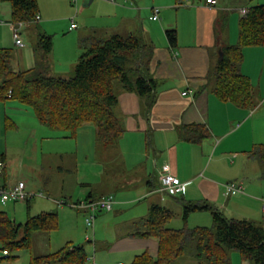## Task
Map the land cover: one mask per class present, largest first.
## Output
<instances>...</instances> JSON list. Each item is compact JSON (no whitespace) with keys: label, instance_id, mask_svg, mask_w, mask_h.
Instances as JSON below:
<instances>
[{"label":"crops","instance_id":"1","mask_svg":"<svg viewBox=\"0 0 264 264\" xmlns=\"http://www.w3.org/2000/svg\"><path fill=\"white\" fill-rule=\"evenodd\" d=\"M63 1L66 4V0H57L59 10L52 9L49 13L38 4L39 21L20 29L21 39L25 34L31 53L25 50L24 45L22 48L15 46L17 53L12 54L11 61L13 71H25L41 64L47 65L50 74L55 77L69 78L82 52L79 47L81 39L91 36L109 38L112 35H136L153 49L149 75L156 81L154 102L147 106L135 93L118 89L117 113L124 133L114 149L102 151V147L97 149L94 130L88 128L91 126L79 129L74 147L67 150L62 144L69 140L68 133L50 130L39 124L23 105L12 103L10 98L0 99V161L4 164L0 186L10 188L17 182H23L28 192L39 191L45 194L50 202L43 205L48 208L57 205L58 200L69 205L94 201L104 195H112L115 199L109 212L114 207L121 210L132 203L133 207L136 203H145L129 217V232L113 238L109 252L98 258L102 263L96 260V264H130L144 250H148L152 257L156 256L157 239L132 236L138 222L143 219L137 213L149 211L152 205L164 207L174 214L173 210L184 212L186 204H208L227 218L246 219L264 228V170H261L258 161L248 155L254 146L264 144V46L244 48L240 65V72L253 89V107L245 108L221 101L212 91L213 86L208 77L212 51H220L225 46V41L215 35L221 21L225 20V25L235 30L229 41L235 45L239 20L244 16L241 10L264 5V0H229L228 3L215 0L216 5L213 7L207 6L205 0H191L177 8L175 20L161 16L158 21L150 20L151 9L161 5L167 12L171 11L174 7L167 0H153L155 2L150 7L144 5L147 0H139L140 5L131 0L128 6L127 0L120 4L93 0L86 8L92 9L97 5L96 11L92 10L90 14L100 16L105 21L99 25L89 23L88 18L85 19L86 13L81 10V23L71 29L72 21L66 17L61 18L59 23L62 25L55 32L51 30L53 22L46 20L55 21L51 17L60 11ZM146 12L148 19H145ZM147 21L159 22V26L147 27ZM122 23L126 25L123 30L120 29ZM13 24L12 21L0 23L6 25L11 34ZM98 27L103 32L96 36L95 30ZM169 28L176 30L175 47H171L164 37ZM40 34L52 36V49L46 58L37 49ZM55 36L59 42L57 47H54ZM190 124L205 125L210 132L209 137L197 144L185 141L181 135L182 127ZM30 138L43 140V146L38 143V147L27 150L25 145ZM147 138L149 146L146 145ZM67 153L73 155L74 164L65 169L62 163ZM80 158L90 161L95 167L94 177L101 173L100 178H76ZM114 161L121 162L123 173L120 175V188V184L116 186L117 170L114 173L112 169L109 170ZM163 166H168L171 174L184 184V193L170 197L158 191ZM63 172L73 175L74 181L65 183L61 178L60 184L58 178L52 175L58 177ZM104 174L109 181V189L95 195L94 185ZM229 182L241 184L242 191L234 196L225 195L223 185ZM64 184L71 185L73 189L69 191ZM74 194L78 195L77 199H73ZM29 202L26 203L27 210ZM82 209L89 211L87 208ZM24 210L20 202H9L5 206L0 204V211L5 212L16 224H23L16 221V218H23ZM204 213L208 211L189 213L187 218H193L189 219L190 222L186 220V224L199 227L196 225V215ZM172 264L197 262L193 257L183 262L177 259ZM230 264L253 263L233 252Z\"/></svg>","mask_w":264,"mask_h":264},{"label":"trees","instance_id":"2","mask_svg":"<svg viewBox=\"0 0 264 264\" xmlns=\"http://www.w3.org/2000/svg\"><path fill=\"white\" fill-rule=\"evenodd\" d=\"M175 1L183 5L189 0ZM3 2L11 6L12 23L25 22L30 26L36 23L35 17L39 15L37 0H0ZM165 37L171 47L176 46L175 29L166 30ZM52 43L51 35L38 36L37 49L45 58ZM259 46H264V5L247 9L239 20L237 43L221 47L222 58L214 70L210 69L208 77L212 91L221 101L253 107V89L240 72V65L243 49ZM79 47L82 52L69 78L55 77L47 65L41 64L15 72L11 66L12 53L0 49V99L10 98L29 107L39 124L66 132L72 138L79 129L91 125L96 143L102 147H116L124 127L117 113L115 84L119 82L120 90L135 93L147 106L153 104L156 81L149 75L152 46L136 35H112L109 38H83ZM182 131V138L189 143H201L210 135L205 125H185ZM146 145L149 146V138ZM248 155L264 170V144L254 146ZM201 210L211 214L212 226L189 228L186 224L188 214ZM173 216L159 205L150 207L148 216L138 222L132 236L157 239L156 256L152 257L144 250L130 264H172L185 254L189 244H193L197 264H230L232 252L253 264H264V228L259 224L227 218L208 204H186L184 226L180 229L166 227ZM57 226L55 212L28 215L23 224H16L0 211V250L7 252V259H12L14 257L9 256L12 250L31 248L34 233L51 232ZM87 260L83 245L68 242L56 252L31 256L28 264H87Z\"/></svg>","mask_w":264,"mask_h":264},{"label":"rangeland","instance_id":"3","mask_svg":"<svg viewBox=\"0 0 264 264\" xmlns=\"http://www.w3.org/2000/svg\"><path fill=\"white\" fill-rule=\"evenodd\" d=\"M38 4L41 6V8L43 10H46L47 13H49V11H51L52 9H58L57 4L59 2H57V0H37ZM98 0H95V2H97ZM107 2H109L108 0H106ZM116 3H121L123 2V0H113ZM136 3L139 4V0H134ZM166 1V0H165ZM190 2H192L191 0H189ZM220 1H224L227 2L229 0H220ZM57 2V3H56ZM82 0H80L78 2L77 8L75 9V6L72 7L69 3L68 0H66V4L63 1V5L60 6V11H56L57 13L55 14V16L51 17L52 19H54L55 21H57V23H55V21L53 20H46L47 22H53V24H51V26H53L51 28V30L53 31H58V29L61 27L62 23H59L61 21V18L63 19L64 17H66V19H72V23L74 24H78L81 23L80 20L82 18V15H80L81 10H84V12L86 13V17L85 19L88 18L89 23H94L95 25H99V23L105 21L104 18H101L100 16H97L95 14H90L93 11H96V7L97 5H94V7H92V9L89 8H82ZM127 6L128 3H131V0H127ZM155 1L153 0H147V2H145L144 5H147V7H150V5L152 3H154ZM167 3H170L172 5V7H174L173 9H170L171 11L167 12V9H164L163 6H156L158 8H160V13H159V17L162 16H167L168 19H173L175 20V15L176 12L178 11L177 8L185 6V4L183 5H179L176 3L175 0H167ZM68 7V9H67ZM89 9V10H87ZM167 13H166V12ZM78 12V13H77ZM98 14H101L100 12H98ZM148 13H145V19H148ZM48 17V15H47ZM6 22V21H11V6L9 3L3 2L0 3V23L1 22ZM162 23V22H160ZM58 24V25H57ZM147 27L151 26H159V22L153 23L151 21H147L146 24ZM30 26V25H27ZM59 26V27H57ZM126 27L125 23L120 24V29L123 30ZM238 28V27H237ZM171 29V28H169ZM166 29V30H169ZM155 30H158L157 28H155ZM60 31V30H59ZM238 31V29H237ZM96 32V36L100 35L101 32H103L101 30V28H97V30H95ZM235 32V30H232L231 27H227V25H225V20L221 21L220 23V27L218 28V32L216 29V33L215 35L217 36L218 39H222L223 41H225V46L226 45H230L231 43L229 42L231 40V38L233 37V33ZM59 33V32H57ZM137 33V32H136ZM146 33H144L145 35ZM125 35V34H124ZM164 36V33H163ZM165 37V36H164ZM228 38L227 40H225V38ZM56 38V36H55ZM166 38V37H165ZM22 39H23V43L25 46V50L31 53V46L29 41L27 40L25 34L22 35ZM228 41V42H227ZM238 41V36L236 37V42ZM0 48L1 49H5V50H9L12 54L15 55V53H17V48L14 45V41L12 38V34L11 32L8 30V27L6 25H0ZM56 47L59 45V42L57 40V38L54 40V47ZM233 45V44H231ZM55 50V49H54ZM57 52V51H56ZM57 57L58 56V53ZM220 60L219 54H218V50H213L212 51V58H211V70H214V67L217 63V61ZM116 86V91L119 89L118 87L119 82H116L115 84ZM213 86V85H211ZM15 101H13L12 103H14ZM26 111L33 116V112L32 110L27 107V106H23ZM91 126V125H88ZM92 129L91 127H88ZM63 132V131H62ZM76 137V136H75ZM72 138L69 137V140H65L64 143L62 144L64 146V148L68 149H72L74 147V141L77 138ZM71 139H74L73 141H70ZM41 144L43 146V140H39V138L37 139H33L30 138L27 141V145H25L27 147V150L35 147H38L39 144ZM97 149L101 148L102 146L99 145V143L96 144ZM104 149H102V151L108 150L110 148H115V147H102ZM107 148V149H106ZM73 155L67 153L66 154V158L64 159V162L62 163V165L65 167V169H68V167L71 164H74V160H73ZM97 158H99V156H97ZM88 160V159H87ZM80 162V166H79V173H77L76 178L79 176V179H96L97 180V176L98 178H100V174L96 175V177H94V170L95 167L94 165L90 163V161H85L84 159L80 158L79 160ZM98 161V159L96 160ZM261 166V165H260ZM262 168V166H261ZM112 169V173H114L117 170L118 173V178H117V185H119V188L121 186V180L122 178L120 177V175H122V171H121V162L118 161H114V165L109 169L111 171ZM263 170V169H261ZM54 177L58 178V182H60L61 184V178H63L65 180V183L68 182H72L74 181L73 179V175L69 176L68 172H63V174L61 176L54 175L52 174ZM97 184L94 185V194L98 195L99 193L102 192H106L107 189H109L108 187V183L109 181L106 179V176L104 174V176L98 181L96 182ZM65 188L68 189L69 191H71L73 189V187L71 185L67 186L66 184H64ZM87 192V191H86ZM32 193V192H31ZM36 194H41V196L35 197L31 200H29L30 205H29V209L27 210L28 207V203L27 202H21V205L24 207V216L23 218L17 217L16 221H19V223H24L28 217V215L33 216V215H38L42 212H55L58 216V226L55 230L51 231V232H47V233H34L32 236V241H31V248H23V249H17V250H12L9 254L10 257H14V258H10L7 259V257H5L2 253V250H0V259H3L0 261V264H28L30 261L31 256H38V255H43L46 253H52V252H56L58 250H60L62 247H64L68 242H70L71 244L74 245H83L86 249L87 255H88V260H87V264H96L99 261V256L101 258V255L109 252L113 242L112 239L118 236H121L122 234H126L129 232L130 229V222H129V217L134 213L137 212L140 208H142V206H144L145 203H136L134 204L133 207V203L128 206L127 208H121V210L119 209H115V207L113 208V210L111 212H107V211H98L95 214V221H94V230H88L85 226L84 223V218L90 215V212H86L84 209L82 208H71L69 205H62V204H57V205H53L50 208H48L46 205L44 206L43 204L46 202H50L49 199L46 198L45 194L43 192H33ZM106 195L96 199V200H101L102 198H104ZM49 197V196H47ZM54 197L60 198V196H56L54 195ZM78 195L73 196V199H77ZM56 198V199H57ZM115 200V199H114ZM61 201L63 200H58V203H61ZM143 202V201H142ZM27 203V204H26ZM10 206V205H8ZM5 209V208H4ZM122 209H126V210H122ZM174 211V217L172 218V220L168 223V227H173L175 229H180L183 227L184 223H183V212L180 211ZM85 212V213H84ZM148 212L149 211H143L142 214L137 213L138 217H142L143 219H145L148 216ZM204 216H206V220H204ZM210 213H204L203 215H196V218L198 219L197 224L199 225V227H211L212 226V220L210 217ZM193 217H189V219H191ZM187 218V221L189 220ZM190 222V220H189ZM18 223V222H17ZM193 225V224H192ZM188 226V225H187ZM189 228H193L195 226H188ZM132 229H134L131 226ZM135 230V229H134ZM133 230V231H134ZM94 233V234H93ZM40 235H43L44 237H39ZM48 236H50V239L48 241ZM89 238V240H88ZM49 251V252H48ZM32 253V255H31ZM141 253V252H140ZM185 254L183 255L182 258H179L180 260L185 261V260H190V258H193V244H189L186 249H185ZM233 253V252H232ZM117 256V255H116ZM97 260V262H96ZM102 263V262H100ZM110 264H116V262H110ZM129 264V263H128Z\"/></svg>","mask_w":264,"mask_h":264},{"label":"built area","instance_id":"4","mask_svg":"<svg viewBox=\"0 0 264 264\" xmlns=\"http://www.w3.org/2000/svg\"><path fill=\"white\" fill-rule=\"evenodd\" d=\"M80 0H69V3L72 7L75 6L77 8V4ZM109 2H113V0H108ZM205 3L209 7H213L216 5L215 0H205ZM152 13L150 16V20L158 21L160 9L158 7H153L151 9ZM241 13L245 15L247 13L246 9L241 10ZM40 19L39 15H36L35 21L38 22ZM71 21H73L71 19ZM29 23L19 22L17 24H13V32L12 38L14 41V45L18 48L23 47V42L21 39L20 29L24 26H27ZM75 27V24L72 23L71 29ZM183 94H186L184 92ZM10 95V94H9ZM4 168L3 162L0 161V174ZM224 194L227 196H234L239 194L242 191V186L238 182H229L223 185ZM158 191L163 196L176 197L182 193H184V184L174 175L171 174L168 166H163L162 171L159 176V187ZM41 196V194L28 192L25 188V184L23 182H17L13 187L5 188L0 186V204L5 206L9 202H28L29 200ZM58 204L67 205L65 202H61ZM114 205V199L112 195H106L101 200H94L90 202H81L78 204H69L72 208H87L90 212V215L85 219V225L88 230H93L95 214L98 211H110ZM89 240V238H88ZM3 255L6 257L8 254L6 251H2Z\"/></svg>","mask_w":264,"mask_h":264},{"label":"water","instance_id":"5","mask_svg":"<svg viewBox=\"0 0 264 264\" xmlns=\"http://www.w3.org/2000/svg\"><path fill=\"white\" fill-rule=\"evenodd\" d=\"M93 0H83L82 7H88ZM220 59L222 58V53L219 51L218 52Z\"/></svg>","mask_w":264,"mask_h":264}]
</instances>
